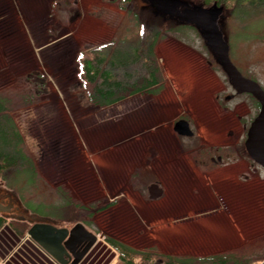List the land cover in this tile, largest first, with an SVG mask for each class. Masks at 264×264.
<instances>
[{
	"label": "rangeland",
	"instance_id": "374dc122",
	"mask_svg": "<svg viewBox=\"0 0 264 264\" xmlns=\"http://www.w3.org/2000/svg\"><path fill=\"white\" fill-rule=\"evenodd\" d=\"M165 1L179 12L208 10L199 0ZM222 9L216 25L231 61L264 83V6L240 8L232 19ZM133 13L145 35L160 26L164 37L156 52L164 90L93 108L80 96L76 55L114 40H135L139 30ZM175 24L187 26L157 13L146 0L130 5L123 0H0V94L12 101L38 170L37 181L18 172L0 176V203L12 208L11 215L0 214L3 218L72 229L59 220L66 205L57 188L63 186L84 205L117 202L95 218L105 248L106 238L112 237L137 249L205 257L240 249L264 235V172L252 178L253 188L242 191L246 199L255 195L250 206L256 207L248 211L241 208L244 201H237L233 185L235 162L246 169L245 160L236 161L243 151L226 149L223 163L206 164L232 143L202 112V96L220 88L222 75L206 68L199 30L166 32ZM34 70L48 78L49 93L37 99L24 79ZM27 97L30 105L24 103ZM180 118L190 121L194 138L175 134ZM136 174L141 177L133 178ZM152 184L164 190L157 201L148 193ZM17 225H12L15 230ZM14 229L17 238L27 236ZM107 251L99 245L85 263L103 256L98 264H117L116 252Z\"/></svg>",
	"mask_w": 264,
	"mask_h": 264
},
{
	"label": "trees",
	"instance_id": "16d2710c",
	"mask_svg": "<svg viewBox=\"0 0 264 264\" xmlns=\"http://www.w3.org/2000/svg\"><path fill=\"white\" fill-rule=\"evenodd\" d=\"M123 3L130 5L133 0H123ZM199 6L205 9L214 6L224 8L230 13L231 18L240 8L263 7L264 0H199ZM133 15L136 17L139 30L135 40H114L107 46L79 51L76 55V77L81 90L80 96L93 108H111L138 95L158 96L164 90L165 75L156 52L159 42L164 37L160 26L150 28L149 33L145 35L144 24L140 22L136 13ZM175 25L165 28L166 32L177 35L187 30L195 31L191 25ZM24 79L33 86V99L49 93L48 78L40 70L28 72ZM26 99L24 103L30 105L32 98L31 101L28 97ZM13 112L12 101L0 94V176L18 172L28 174L32 180L37 181L36 163L26 150L23 135ZM136 176L141 177L136 174L133 178ZM57 195L66 205L59 220L71 224L70 228L81 223L87 230H94L96 234H100L95 222L96 216L111 210L117 204L112 202L101 205L97 201L84 205L63 186L57 188ZM16 222L18 225L15 230V226L12 225ZM5 225L11 226L21 236H25L34 224H29L23 219L8 220L0 215V230ZM106 243L116 252L117 264H256L264 261V235L240 249L205 257L164 254L154 248L137 249L112 237H107ZM100 261L101 258H97L94 264ZM108 263L106 260L101 264Z\"/></svg>",
	"mask_w": 264,
	"mask_h": 264
},
{
	"label": "water",
	"instance_id": "95a60500",
	"mask_svg": "<svg viewBox=\"0 0 264 264\" xmlns=\"http://www.w3.org/2000/svg\"><path fill=\"white\" fill-rule=\"evenodd\" d=\"M146 1L157 13L195 26L206 47L216 55L235 90L240 94H252L262 103V111L249 132L246 149L250 158L264 168V91L257 83L245 79L232 63L229 45L216 25L217 17L223 9L214 6L208 10L184 9L179 12L176 6L165 0ZM174 132L179 137H194L189 122L183 119L175 123ZM148 193L151 200L157 201L163 197L164 190L158 184H152L148 188ZM10 211L11 207L0 203V213ZM27 236L57 264H81L102 239L81 223L76 224L72 229L58 228L48 223H36L30 228ZM261 264H264V261Z\"/></svg>",
	"mask_w": 264,
	"mask_h": 264
},
{
	"label": "flooded vegetation",
	"instance_id": "af4514ba",
	"mask_svg": "<svg viewBox=\"0 0 264 264\" xmlns=\"http://www.w3.org/2000/svg\"><path fill=\"white\" fill-rule=\"evenodd\" d=\"M205 49L206 52L203 58L206 68L209 70H213L216 75L221 74L222 79H220V88L215 90V92H212V94L205 93L202 96V112H204V116L209 117V119L206 118L205 121L216 132L225 133L226 136L232 140L231 145L226 146L224 150H221L222 155H220V151H218L217 158L210 157L208 163L206 164L209 165L210 163L211 165L223 163L224 158H226V156H223V154H226V149H229L228 152H231L232 149H241L243 151V156H239L240 158L236 161L245 160L246 169L240 170V165L238 164V162H235L236 177L233 185L235 187L237 201H244V203H241V208H243V206L245 205V209H247L248 211H253L256 205L250 206L252 204L250 202H255V195L251 194V197L246 199V197L243 198L244 196L242 195V191L244 193V190H250L254 187V184H252L254 179L252 180V178L259 176V172H264V168L255 163L250 158L246 149V143L249 137V132L262 111V103L252 94L238 93L231 84L229 76L218 62L216 55L207 47H205ZM238 71L245 79L257 83L259 87L264 91V83L258 79L257 73H253L252 70L248 71V74L242 73L239 69ZM205 78L206 76H204V79ZM182 119L186 120L185 118H180L179 120ZM188 122L190 124V121ZM192 131L194 132L193 129ZM262 185L264 186V184ZM261 201L264 205V199ZM11 212L12 208L8 213L0 214L11 215Z\"/></svg>",
	"mask_w": 264,
	"mask_h": 264
},
{
	"label": "crops",
	"instance_id": "0c3cea01",
	"mask_svg": "<svg viewBox=\"0 0 264 264\" xmlns=\"http://www.w3.org/2000/svg\"><path fill=\"white\" fill-rule=\"evenodd\" d=\"M99 245L100 248L104 250V253L108 252L107 250L110 246L108 245L107 247L106 245L105 248V246H101L102 244L99 242L94 247L93 251ZM87 259L81 264H94L92 263L93 260L85 263ZM0 261L2 264H57L34 242H32L28 236L22 239L17 238L15 232L12 231L11 226L8 225H5L0 230Z\"/></svg>",
	"mask_w": 264,
	"mask_h": 264
},
{
	"label": "built area",
	"instance_id": "2783aa9c",
	"mask_svg": "<svg viewBox=\"0 0 264 264\" xmlns=\"http://www.w3.org/2000/svg\"><path fill=\"white\" fill-rule=\"evenodd\" d=\"M0 264H2V262L0 261Z\"/></svg>",
	"mask_w": 264,
	"mask_h": 264
}]
</instances>
